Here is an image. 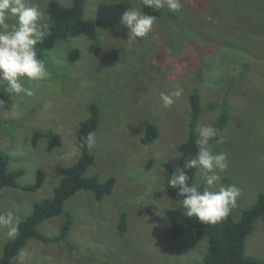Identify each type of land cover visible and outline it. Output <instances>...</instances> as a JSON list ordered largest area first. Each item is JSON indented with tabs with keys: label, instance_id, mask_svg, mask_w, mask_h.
<instances>
[{
	"label": "rangeland",
	"instance_id": "obj_1",
	"mask_svg": "<svg viewBox=\"0 0 264 264\" xmlns=\"http://www.w3.org/2000/svg\"><path fill=\"white\" fill-rule=\"evenodd\" d=\"M49 1L32 0L46 20ZM56 1L61 6L71 3ZM181 3L178 12L163 8V16L149 34L129 41L131 29L121 18L131 7L140 9L139 5L88 0L84 18L96 21L97 43L79 35L45 51L42 59L51 76L33 82L31 98L0 87L5 93L0 151L8 157V169L24 171L17 180L22 186L35 183L38 169L44 172L43 183L33 192L2 188L0 213L25 216L35 202L52 197L62 177L60 167L79 158L75 134L92 103L100 108V121L96 143L90 148L95 160L86 175L115 179L112 193L100 201L92 192L81 190L64 203L71 217L69 248L63 242L30 239L15 264H204L205 238L196 241L191 228L177 238L164 235L165 210L184 211L181 200L168 192L173 188L168 184L172 174L163 164L178 169L177 146L188 136L192 91L198 93L202 107L197 126H212L223 106L228 111L221 132L226 139L212 146L226 154L229 167L218 173L221 180L214 190L231 184L241 189L230 213L233 220L238 221L258 194H264V53L251 50L264 46V37L254 31L256 20L250 21V9H242L246 0ZM74 48L80 56L70 62L68 55ZM177 88L183 90L181 97L165 107L161 92ZM149 123L158 129V137L144 145L141 139ZM36 130L58 134L61 146L48 153L47 138L41 137L33 147ZM202 182L196 170L194 183ZM121 213L126 214V230L119 236ZM64 219L63 214L52 217L38 228L55 236ZM13 238L6 227H0V257L5 243ZM245 254L264 260L263 219L255 221L254 231L246 237Z\"/></svg>",
	"mask_w": 264,
	"mask_h": 264
},
{
	"label": "trees",
	"instance_id": "obj_2",
	"mask_svg": "<svg viewBox=\"0 0 264 264\" xmlns=\"http://www.w3.org/2000/svg\"><path fill=\"white\" fill-rule=\"evenodd\" d=\"M88 0H71L68 6H61L56 0H50L47 6L48 18L46 22L51 24L50 33L42 44L37 45L39 58H43L45 51L52 49L56 42L66 40L67 38L86 36L89 40L97 43L98 32L97 23L93 19L84 18V5ZM109 2H134L140 9L146 13L156 15L158 18L163 16L162 9L154 11L143 6L142 0H107ZM248 4L242 9H250V21H255L254 31L264 37V0H246ZM257 25V27H256ZM253 53H264V46H252ZM80 54L79 50L74 48L70 50L68 59L70 62H76ZM5 93L0 91V100H3ZM188 107L190 110L189 132L187 139L177 146L179 152L178 169L173 170L169 164L163 166L167 172H173L184 169V163L189 157L195 156L197 147L196 132L202 107L200 98L196 91H192L188 96ZM211 108V107H210ZM228 119V111L223 106L220 114L212 127L222 132ZM100 121V108L92 103L89 106V116L79 121L75 134L74 144L80 151L79 158L70 166L60 167L62 177L59 184L54 188L53 195L50 198L43 199L33 204L32 210L22 217V223L19 226V234L13 239L7 241L0 257V264H15L20 250L24 247L27 240L35 239L44 244L50 242H63L69 248L67 237L71 228L70 211L64 209V203L78 191L85 190L93 193L95 200L100 201L109 196L114 188L115 179L108 177L100 180L97 174L86 175L87 169L93 165L95 157L90 148L82 141L89 132H95ZM41 137L47 138L46 152L51 153L61 146V140L58 134L53 131H34L31 138V145L36 147ZM158 137V129L153 123L145 127L144 135L141 139L142 144L152 143ZM215 140L210 143L213 144ZM7 155L0 151V197L1 190L4 187L21 189L23 191H35L44 180V172L37 170L35 183L30 186H22L18 179L24 174L21 169L9 170ZM190 176L189 183H194L196 169L186 170ZM203 186V182L200 183ZM177 188H169L168 192L182 200L184 197L178 195ZM64 215L65 219L59 226L57 235L47 236L39 230V225L52 217ZM167 229L164 235L168 238H177L182 232L191 228L194 233V239L200 241L205 238L207 241L206 252L203 255L204 264H264V260H259L245 254L246 237L254 231V223L258 219L264 220V194L259 193L252 206L244 210L238 221H234L231 214L215 224H202L194 217L189 218L184 211L176 208L165 210ZM126 230V214L121 213L118 220L117 234L123 235Z\"/></svg>",
	"mask_w": 264,
	"mask_h": 264
},
{
	"label": "clouds",
	"instance_id": "obj_3",
	"mask_svg": "<svg viewBox=\"0 0 264 264\" xmlns=\"http://www.w3.org/2000/svg\"><path fill=\"white\" fill-rule=\"evenodd\" d=\"M143 6L154 11L167 7L172 12L182 9L181 0H142ZM12 21V23H10ZM121 23L131 29L129 41L145 37L158 23V17L131 7ZM51 24L46 22L45 13L32 0H0V87L6 86L8 93L31 98L35 92L33 82L50 78L45 60L38 57L37 45L42 44L50 33ZM28 85V86H26ZM182 89L166 93L161 92L160 99L165 107L171 106L182 95ZM17 105L13 104V108ZM4 101L0 100V109ZM198 139L195 156L189 155L184 169L173 172L168 184L177 188L178 195L184 197L179 204L187 217H194L202 224H215L226 218L237 206L241 189L235 185L221 186L214 190L221 180L218 173L226 172L229 165L223 152H216L211 141L221 144L226 137L210 125H198ZM88 148L96 143V133L89 132L81 138ZM196 169L201 176L203 186L189 183L186 170ZM22 217L13 211L0 213V227L8 229L9 236L19 234ZM23 256V253L21 254Z\"/></svg>",
	"mask_w": 264,
	"mask_h": 264
}]
</instances>
